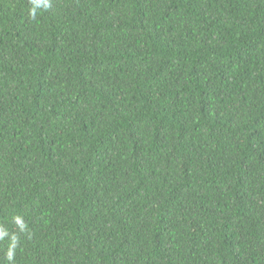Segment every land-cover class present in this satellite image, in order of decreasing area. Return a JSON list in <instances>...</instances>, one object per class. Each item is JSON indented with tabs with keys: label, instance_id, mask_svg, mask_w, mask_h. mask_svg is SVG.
Listing matches in <instances>:
<instances>
[{
	"label": "trees",
	"instance_id": "16d2710c",
	"mask_svg": "<svg viewBox=\"0 0 264 264\" xmlns=\"http://www.w3.org/2000/svg\"><path fill=\"white\" fill-rule=\"evenodd\" d=\"M48 2L0 0V264H264V0Z\"/></svg>",
	"mask_w": 264,
	"mask_h": 264
},
{
	"label": "clouds",
	"instance_id": "9594fccd",
	"mask_svg": "<svg viewBox=\"0 0 264 264\" xmlns=\"http://www.w3.org/2000/svg\"><path fill=\"white\" fill-rule=\"evenodd\" d=\"M30 3H33V4L42 3L45 8H48L50 6L48 0H30ZM29 15L32 18H35V15H36V8L35 7H33L32 9H30ZM17 223L18 224L21 223L20 218H17ZM4 235H6V233H0V239H2ZM11 247L12 248L15 247V238H13V244L11 245ZM7 259L9 261H11L13 259V251H11V250L8 251V253H7Z\"/></svg>",
	"mask_w": 264,
	"mask_h": 264
}]
</instances>
